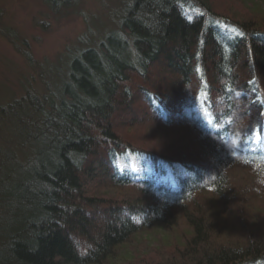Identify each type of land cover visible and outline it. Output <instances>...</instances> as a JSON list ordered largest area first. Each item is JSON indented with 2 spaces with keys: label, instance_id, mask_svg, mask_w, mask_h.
I'll return each mask as SVG.
<instances>
[{
  "label": "trees",
  "instance_id": "trees-1",
  "mask_svg": "<svg viewBox=\"0 0 264 264\" xmlns=\"http://www.w3.org/2000/svg\"><path fill=\"white\" fill-rule=\"evenodd\" d=\"M221 1L124 0L59 87L25 53L0 264H264V3Z\"/></svg>",
  "mask_w": 264,
  "mask_h": 264
},
{
  "label": "rangeland",
  "instance_id": "rangeland-1",
  "mask_svg": "<svg viewBox=\"0 0 264 264\" xmlns=\"http://www.w3.org/2000/svg\"><path fill=\"white\" fill-rule=\"evenodd\" d=\"M54 1L0 0V105L17 99L26 88L43 90L39 70L33 68L39 64H30L25 54L28 51L35 61L47 63L59 87L68 60L67 52L81 45H90L100 40L106 31L115 28L118 9L124 0H73L70 4ZM229 1L222 0L218 6ZM233 1L230 4L234 5ZM81 37L86 41H80ZM17 113L21 116L20 112ZM2 115L0 112V136L9 137L14 130L8 129L7 121L1 120ZM140 240H146L145 236L140 235L133 242L135 251L141 252L138 245H145ZM120 253L117 256L123 262L128 256Z\"/></svg>",
  "mask_w": 264,
  "mask_h": 264
}]
</instances>
